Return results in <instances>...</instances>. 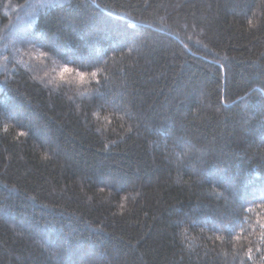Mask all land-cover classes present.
<instances>
[{
  "label": "trees",
  "instance_id": "16d2710c",
  "mask_svg": "<svg viewBox=\"0 0 264 264\" xmlns=\"http://www.w3.org/2000/svg\"><path fill=\"white\" fill-rule=\"evenodd\" d=\"M36 1L0 0V264H264V0Z\"/></svg>",
  "mask_w": 264,
  "mask_h": 264
},
{
  "label": "snow or ice",
  "instance_id": "6c2138e0",
  "mask_svg": "<svg viewBox=\"0 0 264 264\" xmlns=\"http://www.w3.org/2000/svg\"><path fill=\"white\" fill-rule=\"evenodd\" d=\"M189 39H191V37H189ZM71 71H73V70L70 69V68H68L67 66H65V67L61 70V76H62V78H63V73H65V72H71ZM78 75H79L80 78L82 79V78L84 77L85 73L80 72V73H78ZM91 75L94 77V76L96 75V73L93 72V73H91ZM0 211H2V210H0Z\"/></svg>",
  "mask_w": 264,
  "mask_h": 264
},
{
  "label": "rangeland",
  "instance_id": "374dc122",
  "mask_svg": "<svg viewBox=\"0 0 264 264\" xmlns=\"http://www.w3.org/2000/svg\"><path fill=\"white\" fill-rule=\"evenodd\" d=\"M34 1H36V0H34ZM34 1H32V0H27V2H29L31 6H33ZM48 1H49V0H37L36 3H35V5L38 6L39 4H42V3L44 4V3H47ZM26 7H27V6L24 5V6L22 7V9L25 11ZM42 77H44V76H42Z\"/></svg>",
  "mask_w": 264,
  "mask_h": 264
}]
</instances>
